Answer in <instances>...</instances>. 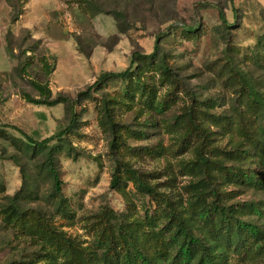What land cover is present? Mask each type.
<instances>
[{"label": "rangeland", "instance_id": "rangeland-1", "mask_svg": "<svg viewBox=\"0 0 264 264\" xmlns=\"http://www.w3.org/2000/svg\"><path fill=\"white\" fill-rule=\"evenodd\" d=\"M193 28L197 32H189ZM157 45L158 59L138 73L141 88L134 87L135 78L128 95L119 79L98 92L88 90L103 72L125 71L135 54L150 55ZM263 56L264 0H0V264L53 263L46 253L55 247L5 220L9 207L26 213V225L44 216L59 233L93 250L97 229L108 219L157 216L163 203L132 181L113 187L118 161L141 172L178 209L190 203L191 184L203 179L231 191L228 204L264 205V189L228 182L217 170L194 171L198 142L186 140L180 152L170 148L186 136L192 110L214 159L261 171L238 123L247 109L245 88L264 95ZM35 81L48 82L51 99L68 101H29L26 95L41 97ZM151 100L166 101V111L154 112ZM178 116L183 123L170 127ZM216 118L231 124L230 131ZM66 129L62 140L57 134ZM55 135L50 145L62 146L56 153L62 195L45 153L27 150L28 137L41 142ZM237 148L251 156L237 160L231 154ZM243 216L264 229V220ZM55 257L62 262L60 253ZM228 257L230 264H264V249L252 255L231 250Z\"/></svg>", "mask_w": 264, "mask_h": 264}, {"label": "trees", "instance_id": "trees-1", "mask_svg": "<svg viewBox=\"0 0 264 264\" xmlns=\"http://www.w3.org/2000/svg\"><path fill=\"white\" fill-rule=\"evenodd\" d=\"M19 15L21 12H18L14 19L17 20ZM221 18L227 22L223 10H221ZM197 30L193 28L189 32H197ZM261 45H263L262 41ZM158 50L157 45L156 50L150 55L135 54L131 66L125 71L103 72L88 90L91 93L98 92L110 80L119 79L126 82L125 95H128L135 78L134 87L141 88L142 82L138 73L144 68L152 67L153 59H158L156 58ZM43 60L44 65L49 68V63L46 59ZM166 69L170 70L168 66ZM49 70L51 72V68ZM34 85L41 93V97L33 98L26 95V98L35 104L52 106L68 101L67 98L51 99L52 91L48 82L35 81ZM244 97L248 98V100H244L247 109L239 114L241 116L238 123L239 129L255 147L256 153L252 156V160H256L261 171H247L241 168H237V170L233 166L226 165L220 159H214L210 150H207L208 133L204 126L196 121V113L192 110L187 112L188 132L186 136L175 143L176 149H174V145L170 148L180 152L183 150L186 140L192 141V143L198 142L196 143L198 160L191 167L194 171L208 174L217 170L226 177L228 182L264 189V95L256 92L253 88L246 87ZM150 106L154 112L164 113L167 109V102L151 100ZM70 111L71 120L76 121L77 113L73 104ZM214 120L217 126L230 131L231 124L217 118ZM148 121L151 126H157V121L151 119ZM183 121L184 117L178 116L170 127L179 126ZM115 125L116 123H114ZM67 132L66 129L57 136L59 135L63 140V136ZM28 138L27 150L32 148L34 152L45 153L46 164L53 174L55 190L62 195L63 181L56 164V153L61 150L62 146L50 145V141L55 139L56 135L41 142H37L31 137ZM37 144L40 145L37 146ZM231 154L236 156L237 160L244 162L251 156V151L237 148ZM143 176L131 165L118 161L113 173L112 185L117 189H122L123 184L126 186L132 181L138 191L151 195L163 203L159 214L155 217L147 214L143 219L126 223H111L108 219L106 223H102L101 228L97 229V250L81 248L70 237L59 233L50 220L44 216H35L33 222L26 225L25 212H20L15 207H9L2 213L8 222L28 228L30 234H39L43 240L55 247V251L48 250L46 253L53 255L52 264H230L228 253L231 250L243 255H252L258 249H264V229L253 219H244L243 216L250 214V217L257 216L258 219L264 220V205L228 204L234 198L233 193L217 187L210 180L203 179L191 184L195 192L192 194L190 203L184 208L178 209L170 204L165 195L147 183ZM63 208L66 212L64 204ZM56 253H60L62 262H57Z\"/></svg>", "mask_w": 264, "mask_h": 264}]
</instances>
